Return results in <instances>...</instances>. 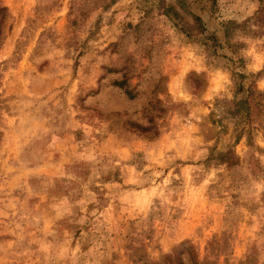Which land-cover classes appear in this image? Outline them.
<instances>
[{"label":"rangeland","instance_id":"374dc122","mask_svg":"<svg viewBox=\"0 0 264 264\" xmlns=\"http://www.w3.org/2000/svg\"><path fill=\"white\" fill-rule=\"evenodd\" d=\"M175 1L0 0V264H264V0Z\"/></svg>","mask_w":264,"mask_h":264},{"label":"trees","instance_id":"16d2710c","mask_svg":"<svg viewBox=\"0 0 264 264\" xmlns=\"http://www.w3.org/2000/svg\"><path fill=\"white\" fill-rule=\"evenodd\" d=\"M179 4V9H184L185 8V5L182 3V1H175V4ZM162 13L169 17L174 26L177 27L179 29V31H181L182 33H184L186 36H189V33L191 32V29H189L188 27H186V25H182L183 24V21H182V18L181 16L178 15V13L176 12V10L174 9L173 6L171 5H163L162 7ZM190 15V14H189ZM191 18H192V21L197 25V29L201 30V26L199 25V19L198 17H194L193 15H190ZM118 87H122L123 86V82H117L115 83ZM127 96H129V98L132 97V95L129 93V92H126L125 93ZM248 98L249 100L252 99V97L254 96V93L252 91H248ZM255 96H258V94H256ZM248 98H247V101L244 102V104H247L248 103ZM248 110V107L246 108V111ZM238 111H235V113H237ZM233 115H234V111H233ZM141 128V127H139ZM141 131H145L144 128H141ZM225 156L227 155L226 153L224 154Z\"/></svg>","mask_w":264,"mask_h":264}]
</instances>
